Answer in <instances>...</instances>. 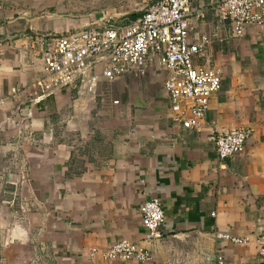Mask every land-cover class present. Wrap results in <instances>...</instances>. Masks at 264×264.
Segmentation results:
<instances>
[{
  "label": "crops",
  "instance_id": "obj_1",
  "mask_svg": "<svg viewBox=\"0 0 264 264\" xmlns=\"http://www.w3.org/2000/svg\"><path fill=\"white\" fill-rule=\"evenodd\" d=\"M157 1L143 0L129 18L110 12L109 23L129 26ZM216 2L189 5L190 42L209 41L195 64L220 71L222 87L202 126L186 130L173 120L169 74L153 56L112 82L99 66L89 105L80 106L78 83L30 105L56 38L105 22L73 19L59 0H0V99L21 92L0 112V208L27 223L28 264H144L102 258L122 239L153 253L146 264H264V28L237 37ZM22 120L28 133L16 129ZM241 128L250 133L245 152L219 160L211 137ZM150 198L165 211L168 239L158 245L147 243L140 212Z\"/></svg>",
  "mask_w": 264,
  "mask_h": 264
},
{
  "label": "built area",
  "instance_id": "obj_2",
  "mask_svg": "<svg viewBox=\"0 0 264 264\" xmlns=\"http://www.w3.org/2000/svg\"><path fill=\"white\" fill-rule=\"evenodd\" d=\"M192 0H159L148 6L145 13L129 26H112L99 30H79L56 38L44 55L46 76L36 83V93L29 94L30 105L43 104L47 97L58 90L79 84L81 104L95 100L99 84L97 69L103 66L102 75L110 82L141 69L150 58L157 57L159 67L169 74L166 92L173 120L186 130L202 126L211 107L213 95L222 87V74L212 68L197 67L195 60L203 56L209 41L190 42L193 18L189 13ZM215 12L222 21H230L237 37L245 35L249 27L264 28V0H217ZM200 14V17H203ZM109 26V27H108ZM0 99L1 109L17 98ZM118 104V101L116 102ZM31 127L22 120L17 130L25 132ZM250 133L241 128L229 133H215L211 141L219 160L241 155L246 150ZM145 184V181H142ZM142 221L149 234V241L165 237V211L158 198L146 200L140 208ZM218 238L236 244L249 243L246 239L221 234ZM105 261L151 263L153 253L142 243L128 239L118 241L100 253ZM264 261V246L260 249ZM97 257L92 251L91 258ZM218 264H225L218 258Z\"/></svg>",
  "mask_w": 264,
  "mask_h": 264
},
{
  "label": "rangeland",
  "instance_id": "obj_3",
  "mask_svg": "<svg viewBox=\"0 0 264 264\" xmlns=\"http://www.w3.org/2000/svg\"><path fill=\"white\" fill-rule=\"evenodd\" d=\"M60 1L64 7V13L73 19L94 14L99 18L94 17L91 22H105V24L111 21L110 12H127L129 18L131 13L144 9L143 0H59V3ZM117 21L122 24L128 23V20H123V18L121 20L118 18ZM6 208L7 206L5 209L0 208V264H28L27 250L23 246L24 242L27 243V223H24L19 211L11 210L10 212Z\"/></svg>",
  "mask_w": 264,
  "mask_h": 264
},
{
  "label": "water",
  "instance_id": "obj_4",
  "mask_svg": "<svg viewBox=\"0 0 264 264\" xmlns=\"http://www.w3.org/2000/svg\"><path fill=\"white\" fill-rule=\"evenodd\" d=\"M107 26L104 25H97V26H92V27H88L87 29H82V30H99V29H103L106 28ZM109 27V26H108ZM168 238L164 237L163 239L159 240V241H149L148 244L149 245H158V244H162L165 243L167 241ZM174 241V240H173Z\"/></svg>",
  "mask_w": 264,
  "mask_h": 264
}]
</instances>
